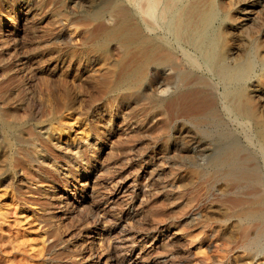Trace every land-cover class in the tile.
Returning <instances> with one entry per match:
<instances>
[{"label":"rangeland","instance_id":"374dc122","mask_svg":"<svg viewBox=\"0 0 264 264\" xmlns=\"http://www.w3.org/2000/svg\"><path fill=\"white\" fill-rule=\"evenodd\" d=\"M219 1L230 14L228 56L256 49L258 121L229 115L221 101L219 119L187 111L171 64L137 81L134 43L127 53L116 39L98 45L129 13L125 3L0 0V264H226L224 239L230 258L264 264V250L246 257L257 248L227 227L250 187L206 165L216 131L250 145L243 131L264 129V0Z\"/></svg>","mask_w":264,"mask_h":264},{"label":"bare ground","instance_id":"6f19581e","mask_svg":"<svg viewBox=\"0 0 264 264\" xmlns=\"http://www.w3.org/2000/svg\"><path fill=\"white\" fill-rule=\"evenodd\" d=\"M118 2L120 4L125 3L130 8V11L127 14L119 13L120 19L118 21H116V18L114 19L115 21L109 27L110 29L103 32L104 35L99 39L98 45L105 40L116 39L125 50V53H127L129 52L126 50L129 48L128 46L134 43L140 59H138L131 72L135 71V79L137 81L142 82L148 79L147 73L150 65L163 67L171 64L175 66L174 68L178 72L177 75H180L181 81V84L172 88V92L184 99L188 106L187 111H191V108L194 107L206 109L211 118L219 119L220 117L216 112V108L221 101L222 106L227 110L229 115L235 113L238 116L245 113V117L248 120L258 121L255 112L257 107L255 103L256 99L254 100L251 95V90L256 88L253 87L251 89V78L258 62L256 49L254 46L251 47V50L247 54L244 52L246 54L244 57L238 59H233L234 57L231 58L229 57L230 55L228 56L227 49L229 46L227 47L225 41L227 36L226 32H224V27H226L225 25L230 19V14L224 8L222 2L219 0H118ZM119 8L124 10L125 6L121 5ZM131 14L135 16L131 17V19L136 21L132 24L127 18ZM170 68L173 70V67L170 66ZM204 73L209 74L210 77L212 76L215 81H207ZM149 81H151L150 78ZM208 90L212 93L205 94L207 99L202 98L199 101L191 100L193 95ZM214 90H219L217 92L218 95ZM117 91L119 90L117 89ZM168 108L167 110H169ZM195 122L202 125L205 123V119L199 117L196 118ZM205 127L207 128L206 124ZM248 127L249 129L243 132H245L246 139L250 142V145H256L257 142V148L244 145L237 135L229 132V130L228 132L220 130V127V131H216L217 138L215 139L217 141L214 150L206 158V165L211 167L210 169H214L215 172H219L224 182L246 183L250 187V197L246 201H243L246 207L240 208L237 213V219L235 221L232 220V223L227 225V227L236 228L244 239L251 241L253 246L257 248L254 251L250 248L242 252V254H246V257L253 259L264 250V129L261 123H255ZM215 130L216 128L213 131ZM224 243L220 247L218 246L217 250L220 262L226 261V264H232L231 261H234L233 264H254L249 261L245 263L237 262L236 257L238 255L230 258L227 252L229 251V247L224 246ZM21 260L23 259L21 258Z\"/></svg>","mask_w":264,"mask_h":264}]
</instances>
